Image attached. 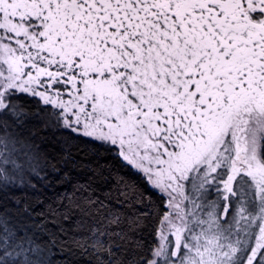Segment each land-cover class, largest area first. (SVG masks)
<instances>
[{
  "label": "snow or ice",
  "instance_id": "6c2138e0",
  "mask_svg": "<svg viewBox=\"0 0 264 264\" xmlns=\"http://www.w3.org/2000/svg\"><path fill=\"white\" fill-rule=\"evenodd\" d=\"M35 129L91 174L40 214L87 230L5 206L0 264H264V0H0V193L72 183Z\"/></svg>",
  "mask_w": 264,
  "mask_h": 264
},
{
  "label": "trees",
  "instance_id": "16d2710c",
  "mask_svg": "<svg viewBox=\"0 0 264 264\" xmlns=\"http://www.w3.org/2000/svg\"><path fill=\"white\" fill-rule=\"evenodd\" d=\"M29 130L30 125H26L23 129L25 132ZM35 132L37 137L36 147L40 150V157L42 159H50L51 163L59 169L66 170L72 183L53 184L51 187H47V191L39 186L37 190L23 186L13 187L6 195L0 193V208L7 206L12 213H15L17 208L21 210V213H23L24 208H28L30 218H28V214H22V227L30 228L36 232L41 242H48L60 237H63L61 242H70L73 238L80 239L87 230L86 225L80 226L79 220L73 216L69 219L61 220L59 224L53 226L52 221L45 218L46 210L45 215L40 214L43 205L38 203V200L51 202L57 195H71L75 182L91 181V174L88 168L79 166L80 162L86 159L82 152L78 150L82 146L78 141H74L67 136L54 135L52 133L45 134L40 129H35ZM69 153H71V158L66 160ZM72 161H76V163ZM95 183L99 185L97 194L103 197L107 192L104 181L97 179ZM53 232L56 233L55 237L52 236ZM144 236L146 239H151L148 232H145ZM62 255L64 253L61 252L58 243L54 249V258H57L56 264H63V261L59 259ZM70 259L76 261L77 264H87L88 257L77 255L70 257Z\"/></svg>",
  "mask_w": 264,
  "mask_h": 264
},
{
  "label": "rangeland",
  "instance_id": "374dc122",
  "mask_svg": "<svg viewBox=\"0 0 264 264\" xmlns=\"http://www.w3.org/2000/svg\"><path fill=\"white\" fill-rule=\"evenodd\" d=\"M211 195H212V197L214 198V196H215V193H212Z\"/></svg>",
  "mask_w": 264,
  "mask_h": 264
}]
</instances>
